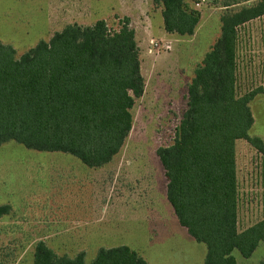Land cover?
Wrapping results in <instances>:
<instances>
[{
    "label": "rangeland",
    "instance_id": "obj_1",
    "mask_svg": "<svg viewBox=\"0 0 264 264\" xmlns=\"http://www.w3.org/2000/svg\"><path fill=\"white\" fill-rule=\"evenodd\" d=\"M200 11L192 35L164 30L152 0H0V42L19 57L65 25L103 19L117 30L130 20L139 48L144 88L131 109L132 126L120 151L100 168L63 152L0 145V264H32L42 240L57 256L127 245L148 264H204L205 246L181 226L166 197L165 170L156 154L173 144L187 106L194 69L220 35L224 1L187 0ZM252 0H249L251 2ZM236 93L263 88L249 102V135L264 143V15L238 28ZM237 228L264 218V156L235 143ZM237 264H264V241Z\"/></svg>",
    "mask_w": 264,
    "mask_h": 264
},
{
    "label": "trees",
    "instance_id": "obj_2",
    "mask_svg": "<svg viewBox=\"0 0 264 264\" xmlns=\"http://www.w3.org/2000/svg\"><path fill=\"white\" fill-rule=\"evenodd\" d=\"M161 7L164 30L192 35L200 11L187 0H152ZM220 35L194 69L187 106L172 145L156 154L165 170L166 197L179 224L205 246L204 264H237L264 241V218L237 228L235 143L245 140L264 156L261 138L249 135V102L263 88L236 93L238 28L264 15V0L224 1ZM144 79L130 20L117 30L103 19L65 25L48 40L16 56L0 42V145L68 153L100 168L120 151L132 126L131 109ZM0 205V216L9 213ZM32 264H148L127 245L57 256L42 240Z\"/></svg>",
    "mask_w": 264,
    "mask_h": 264
},
{
    "label": "crops",
    "instance_id": "obj_3",
    "mask_svg": "<svg viewBox=\"0 0 264 264\" xmlns=\"http://www.w3.org/2000/svg\"><path fill=\"white\" fill-rule=\"evenodd\" d=\"M238 141V140H237Z\"/></svg>",
    "mask_w": 264,
    "mask_h": 264
}]
</instances>
